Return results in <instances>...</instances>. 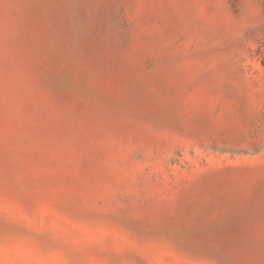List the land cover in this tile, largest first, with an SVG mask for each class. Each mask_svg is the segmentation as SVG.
Listing matches in <instances>:
<instances>
[{
  "label": "rangeland",
  "instance_id": "374dc122",
  "mask_svg": "<svg viewBox=\"0 0 264 264\" xmlns=\"http://www.w3.org/2000/svg\"><path fill=\"white\" fill-rule=\"evenodd\" d=\"M0 264H264V0H0Z\"/></svg>",
  "mask_w": 264,
  "mask_h": 264
}]
</instances>
